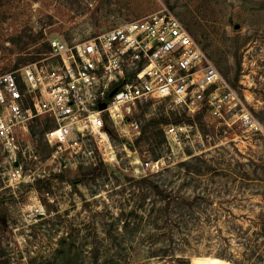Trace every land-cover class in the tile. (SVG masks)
<instances>
[{
    "label": "rangeland",
    "instance_id": "rangeland-1",
    "mask_svg": "<svg viewBox=\"0 0 264 264\" xmlns=\"http://www.w3.org/2000/svg\"><path fill=\"white\" fill-rule=\"evenodd\" d=\"M164 10L237 88L261 129L230 115L189 122L196 114L169 100L124 113L140 134L106 117L119 136L109 134L110 148L89 135L81 148L50 145L35 122L11 157L0 148V264H264V0H0V74L57 62L48 57L55 38L73 45ZM168 125L188 126L182 149L160 133Z\"/></svg>",
    "mask_w": 264,
    "mask_h": 264
},
{
    "label": "built area",
    "instance_id": "built-area-1",
    "mask_svg": "<svg viewBox=\"0 0 264 264\" xmlns=\"http://www.w3.org/2000/svg\"><path fill=\"white\" fill-rule=\"evenodd\" d=\"M50 45L48 57L57 62L46 58L0 74V148L9 157L35 122L43 127L44 140L58 147L81 148L88 135L111 145L106 117L140 134L139 124L126 122L124 113L155 100L172 101L194 115L204 112L206 120L230 115L261 129L237 88L170 10L73 45L59 38ZM187 131L186 125L166 126L170 147L182 149ZM10 175L17 185L24 181L18 166Z\"/></svg>",
    "mask_w": 264,
    "mask_h": 264
},
{
    "label": "trees",
    "instance_id": "trees-1",
    "mask_svg": "<svg viewBox=\"0 0 264 264\" xmlns=\"http://www.w3.org/2000/svg\"><path fill=\"white\" fill-rule=\"evenodd\" d=\"M203 116H204V112H199L198 114H196V115L194 116V119H193V118H188V121H189V122H194V121L200 122V121H202ZM183 117H185V116H181L180 118H178V119L175 121V123H181V122H183ZM107 121H108V120H107ZM152 125H156V123L152 122V123H151V126H152ZM148 126H150V125H148ZM148 126H147V127H148ZM107 129H108L109 134H111V136L116 137V138L119 137V136H118V133H117V131H116V129H115L114 127L110 129V128L108 127V123H107ZM146 133H147V128H144V129L142 130V132H141V135L136 139L135 144H131V143L128 142L129 146H130L131 148H135L136 146H139V145L143 142V140L145 139V135H146ZM160 133H161L162 135H165V134H163V131H160ZM122 140H123V139H122ZM97 173H98V170H97V169H93V170H91V171L89 172V175L95 176V175H97ZM98 175H99V174H98ZM60 177L63 178V179L66 178L65 176H62V175H60ZM69 182H70V184H71L73 187L76 188V185H77L76 182H77V180H75V179H70ZM34 186H35V188H36L38 191H42L43 189H45V187H48L46 181L43 180V179L37 180V181L34 183ZM155 187H156V186H155ZM46 189H47V188H46Z\"/></svg>",
    "mask_w": 264,
    "mask_h": 264
},
{
    "label": "bare ground",
    "instance_id": "bare-ground-1",
    "mask_svg": "<svg viewBox=\"0 0 264 264\" xmlns=\"http://www.w3.org/2000/svg\"><path fill=\"white\" fill-rule=\"evenodd\" d=\"M105 137H106V135H105ZM103 142L104 141L101 140L100 144H103ZM106 146H108V148H110L109 144ZM193 264H229V263L224 261V260H220V259L212 258V257H198L195 259V262Z\"/></svg>",
    "mask_w": 264,
    "mask_h": 264
},
{
    "label": "water",
    "instance_id": "water-1",
    "mask_svg": "<svg viewBox=\"0 0 264 264\" xmlns=\"http://www.w3.org/2000/svg\"><path fill=\"white\" fill-rule=\"evenodd\" d=\"M113 94H114V91L111 92L110 96H112ZM106 106H107L106 103H102V104H100V109L103 110L106 108Z\"/></svg>",
    "mask_w": 264,
    "mask_h": 264
}]
</instances>
